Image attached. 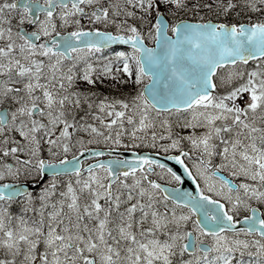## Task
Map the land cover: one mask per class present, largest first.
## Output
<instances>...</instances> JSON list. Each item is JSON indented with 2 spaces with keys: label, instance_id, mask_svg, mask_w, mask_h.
<instances>
[{
  "label": "snow or ice",
  "instance_id": "6c2138e0",
  "mask_svg": "<svg viewBox=\"0 0 264 264\" xmlns=\"http://www.w3.org/2000/svg\"><path fill=\"white\" fill-rule=\"evenodd\" d=\"M0 264H264V0H0Z\"/></svg>",
  "mask_w": 264,
  "mask_h": 264
}]
</instances>
